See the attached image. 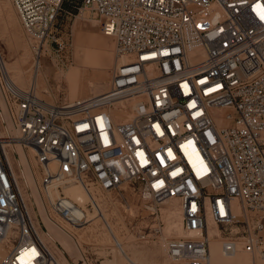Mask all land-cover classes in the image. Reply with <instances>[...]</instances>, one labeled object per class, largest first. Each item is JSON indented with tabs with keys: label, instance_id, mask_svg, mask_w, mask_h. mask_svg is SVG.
I'll list each match as a JSON object with an SVG mask.
<instances>
[{
	"label": "built area",
	"instance_id": "2783aa9c",
	"mask_svg": "<svg viewBox=\"0 0 264 264\" xmlns=\"http://www.w3.org/2000/svg\"><path fill=\"white\" fill-rule=\"evenodd\" d=\"M65 1L13 0L35 77L21 87L0 61V264H62L45 218L71 239L70 227L91 221L52 196L71 182L128 183L153 212L178 200L184 235L164 236L166 264H212L215 238L224 255L264 261V0H68L97 13L118 63L106 90L54 102L36 83L42 58L62 45ZM17 146L34 152V192L8 156L21 158ZM149 234L136 237L163 231Z\"/></svg>",
	"mask_w": 264,
	"mask_h": 264
},
{
	"label": "rangeland",
	"instance_id": "374dc122",
	"mask_svg": "<svg viewBox=\"0 0 264 264\" xmlns=\"http://www.w3.org/2000/svg\"><path fill=\"white\" fill-rule=\"evenodd\" d=\"M74 4L73 2L65 3V10L59 17L61 26L58 37L62 45H59L60 47L57 44L53 45L51 56L47 54L42 58V67L37 74L38 94L54 102L72 101L104 91L110 84L118 63L115 39L102 32L96 17L97 13L94 14L88 9L79 12L77 8H74ZM0 51L10 69L9 74L15 82L21 87H28L35 77L33 52L13 0H0ZM18 150L20 152L21 149L18 148ZM26 150L30 159L26 160H29V163L31 161L33 166L36 165L34 152L31 149ZM26 160L18 155L17 159H14V166L22 177L23 186L24 183L31 184L30 180L33 178L26 168L28 166ZM80 187V183L71 182L61 184L52 192L54 196L62 192L84 207L90 216L96 214L84 228L70 227L80 239L82 249L87 251L89 263H168L164 236L184 235V232L172 231L173 228H169L173 222H180L178 200L164 201L159 205V209L153 212L152 209L146 208L150 199L141 198L135 194L128 183L110 191L90 183V189L96 194L97 203L104 212V216L111 221V227V224L107 225L108 222L106 223L104 216L101 218L97 215L91 200L79 202L73 198V196L79 197ZM31 188L34 192L35 185ZM28 192L31 194L30 188ZM58 221L65 224L63 221ZM45 223L48 228V231H45L47 232L45 239L57 255L60 256L61 251L56 247L54 240H58L66 249L65 256L70 264H82L73 239L46 218ZM132 224H135L133 230ZM155 227L163 231L162 239L152 238L150 241H144L136 237L139 230H145L150 233V237H153L152 230ZM115 237L122 242L121 249H118L113 242L112 239ZM217 239L219 238H215L216 242H211L212 264H249L253 260L251 255L240 250L233 256L223 255L220 249L221 242ZM256 262L262 264L264 261L258 256ZM65 264L68 263L65 261Z\"/></svg>",
	"mask_w": 264,
	"mask_h": 264
},
{
	"label": "bare ground",
	"instance_id": "6f19581e",
	"mask_svg": "<svg viewBox=\"0 0 264 264\" xmlns=\"http://www.w3.org/2000/svg\"><path fill=\"white\" fill-rule=\"evenodd\" d=\"M82 18H84L83 16H82ZM85 19V18H84ZM0 61H1V63H2V65H3V67L5 68V70L6 71H8L9 73H10V69H9V67H8V64H7V62L5 61V59L3 58V55H2V53H0ZM42 67V66H41ZM91 83V82H90ZM108 86H109V84H108ZM108 88V87H107ZM106 88V89H107ZM105 89V90H106ZM102 92V91H101ZM20 153H21V157L23 158V159H29V155H28V152L26 151V150H24V149H21V151H20ZM8 156H9V158H10V161H11V163H12V165H13V168H14V170L16 171V169H15V166H14V157L12 156V153L10 152V153H8ZM30 160V159H29ZM29 160L27 161L26 160V163H27V165L28 166H26V168L30 171V172H32L33 173V178H32V180H30L31 182V184H29L30 186H34L35 184H38V179L35 177V172H34V168H33V166H32V163H31V161H30V163H29ZM24 172V171H23ZM81 185V187H80V194L78 195L79 197H77V198H75L74 196H73V198L75 199V200H77V201H79V202H84V201H86L87 199H89V200H91L92 202H93V204H94V206H95V208L98 210V214L100 215V217L102 218L103 216H104V212L102 211V209H101V207H100V205H99V203H97V196H96V194L93 192V191H91V189L90 188H87V187H85V185H82V184H80ZM68 191V190H67ZM70 192V191H69ZM51 194H52V196H53V192L51 191ZM36 195H37V193H36ZM178 212H179V214H180V222H173L170 226H169V228H173V230L172 231H180V232H183V227H182V215H181V209H180V205L178 204ZM177 215V214H176ZM96 216V214H94V215H92V216H90L89 215V213H88V217H89V219H92L93 217H95ZM105 217V216H104ZM174 217V216H173ZM105 220H106V223H107V225H109V224H111V221H109L108 220V218H106L105 217ZM178 220V219H177ZM111 227H112V224H111ZM111 227H109V228H111ZM62 231H63V229H62ZM171 231V232H172ZM217 232V228L215 227L214 229H211V232L213 233V232ZM66 235V234H65ZM44 236V238H46V236H45V234L43 235ZM73 239H74V241H75V243H76V247H78L79 249H80V251H82V246H81V241H80V239L78 238V237H76L73 233H71V235H70ZM113 240V242H115V245H116V247L118 248V249H121L122 247V242L121 241H119L116 237L115 238H113L112 239ZM214 242V241H213ZM216 242V241H215ZM220 249H221V247H220ZM69 250V249H68ZM70 251V250H69ZM71 252V251H70ZM224 255V254H223ZM233 255H235V254H230V255H226V256H233ZM59 258H60V261H61V263L62 264H65V261L68 263V264H70L69 263V261H68V259H67V257L63 254V252H60V256H59ZM82 264H85V263H82Z\"/></svg>",
	"mask_w": 264,
	"mask_h": 264
},
{
	"label": "trees",
	"instance_id": "16d2710c",
	"mask_svg": "<svg viewBox=\"0 0 264 264\" xmlns=\"http://www.w3.org/2000/svg\"><path fill=\"white\" fill-rule=\"evenodd\" d=\"M68 2H70V1H65V3H68ZM65 3H64V4H65Z\"/></svg>",
	"mask_w": 264,
	"mask_h": 264
}]
</instances>
